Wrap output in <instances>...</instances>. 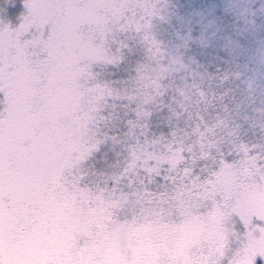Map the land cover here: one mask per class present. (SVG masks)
Wrapping results in <instances>:
<instances>
[{
  "label": "snow or ice",
  "instance_id": "1",
  "mask_svg": "<svg viewBox=\"0 0 264 264\" xmlns=\"http://www.w3.org/2000/svg\"><path fill=\"white\" fill-rule=\"evenodd\" d=\"M264 264V0H0V264Z\"/></svg>",
  "mask_w": 264,
  "mask_h": 264
},
{
  "label": "rangeland",
  "instance_id": "2",
  "mask_svg": "<svg viewBox=\"0 0 264 264\" xmlns=\"http://www.w3.org/2000/svg\"><path fill=\"white\" fill-rule=\"evenodd\" d=\"M257 264H260V262H259V261H257Z\"/></svg>",
  "mask_w": 264,
  "mask_h": 264
}]
</instances>
